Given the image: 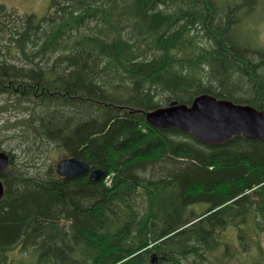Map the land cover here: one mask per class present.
I'll list each match as a JSON object with an SVG mask.
<instances>
[{"label":"trees","instance_id":"obj_1","mask_svg":"<svg viewBox=\"0 0 264 264\" xmlns=\"http://www.w3.org/2000/svg\"><path fill=\"white\" fill-rule=\"evenodd\" d=\"M236 1L0 3V112L12 98L16 117L0 130L23 138L0 175V264H215L228 228L264 222V139L211 145L144 116L200 93L264 110V47L238 31L257 0ZM38 143L101 176H59L45 145L20 161Z\"/></svg>","mask_w":264,"mask_h":264},{"label":"water","instance_id":"obj_2","mask_svg":"<svg viewBox=\"0 0 264 264\" xmlns=\"http://www.w3.org/2000/svg\"><path fill=\"white\" fill-rule=\"evenodd\" d=\"M144 116L146 122L154 127L178 128L211 145L226 143L234 135L264 139V110L249 104H237L209 93L196 95L189 105L172 100L166 105L146 111ZM8 165V153L0 150V175ZM55 169L58 175L66 177L88 173L91 180H97L102 174V169H91L87 162L75 157L59 159ZM3 195L4 184L0 178V199Z\"/></svg>","mask_w":264,"mask_h":264},{"label":"rangeland","instance_id":"obj_3","mask_svg":"<svg viewBox=\"0 0 264 264\" xmlns=\"http://www.w3.org/2000/svg\"><path fill=\"white\" fill-rule=\"evenodd\" d=\"M236 2V0H218V9L222 10L229 6V4L232 5ZM0 3L12 6L17 12L22 14H42L49 8V0H0ZM245 12V8L239 9L241 16H244ZM238 31L244 34L246 42L251 43L253 46L262 45L259 47H264V0H257L254 9L241 20ZM5 101V94L0 93V107L3 106ZM12 103L13 99L10 98L9 110L0 112V125L3 121L9 124L16 118L15 113L12 112ZM19 109H21L20 105ZM22 140L23 138L17 130H0V145L3 149H8L7 145L16 147ZM41 145L46 146L44 151L48 154V160L52 163H56L64 156V151L59 149V147H55L52 143H38L37 147L28 154L20 152L21 149L18 150V158L20 161L25 160V158H34L38 161V153L43 154ZM193 207L194 210L202 212L205 205L204 203H198L193 205ZM262 225L264 226V222L254 224L243 223L240 238L235 228L225 229L226 231L221 235L223 244L220 245L218 251L215 253V264H264V230L258 234ZM11 256L17 258L15 253L11 254ZM18 258L26 260L23 255ZM156 261V256H153L151 263H155Z\"/></svg>","mask_w":264,"mask_h":264},{"label":"flooded vegetation","instance_id":"obj_4","mask_svg":"<svg viewBox=\"0 0 264 264\" xmlns=\"http://www.w3.org/2000/svg\"><path fill=\"white\" fill-rule=\"evenodd\" d=\"M233 199H231V201H232Z\"/></svg>","mask_w":264,"mask_h":264}]
</instances>
